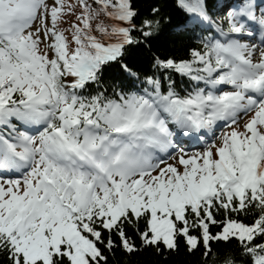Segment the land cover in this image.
<instances>
[{"label": "snow or ice", "instance_id": "6c2138e0", "mask_svg": "<svg viewBox=\"0 0 264 264\" xmlns=\"http://www.w3.org/2000/svg\"><path fill=\"white\" fill-rule=\"evenodd\" d=\"M118 251L264 264V0H0V264Z\"/></svg>", "mask_w": 264, "mask_h": 264}, {"label": "trees", "instance_id": "16d2710c", "mask_svg": "<svg viewBox=\"0 0 264 264\" xmlns=\"http://www.w3.org/2000/svg\"><path fill=\"white\" fill-rule=\"evenodd\" d=\"M179 20L178 15H173L172 24H175ZM171 28V25L166 26V33L165 36L161 39L159 42L161 50L167 52H171L176 55H184L186 52V48L188 45L181 44L179 41L173 40L170 35L168 34L169 30ZM125 256L121 252H117L115 258H114V264H124L125 262ZM143 264H153L154 258L150 255H145L142 258ZM175 264H182V260L176 261L174 258ZM160 264H172V262H164L161 261Z\"/></svg>", "mask_w": 264, "mask_h": 264}]
</instances>
